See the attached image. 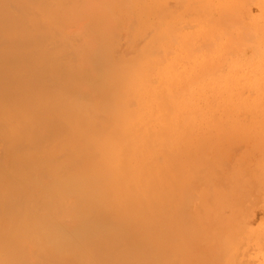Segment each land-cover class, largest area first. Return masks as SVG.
<instances>
[{"label": "bare ground", "instance_id": "bare-ground-1", "mask_svg": "<svg viewBox=\"0 0 264 264\" xmlns=\"http://www.w3.org/2000/svg\"><path fill=\"white\" fill-rule=\"evenodd\" d=\"M83 1L84 0H82V2ZM93 1L94 2L99 1V3H100L101 0H93ZM110 1H112V0H110ZM118 1H120V0H118ZM129 1L130 0H128V3H129ZM143 1H145V0H143ZM143 1H140V3ZM196 1L199 3V5H197V6H199V8H197L199 11L194 7L196 5H194V3H193V7H194L193 11L195 12L194 16H192V18H189V19L186 18L185 20H183V22L181 21L182 24L179 22L181 24L180 28H182V30H180V32H179V35L181 37H175L174 36L171 38V40H166V41H168V43H167L168 46H166L165 50H167L168 55L166 56L164 64L162 65V64H159L158 62H152L149 64L147 72L145 69V76L143 77V80L141 83V90L138 93V95L147 94V93L149 95L150 92L153 89H155L154 88L155 87L154 80L157 77L155 79H153V81H152V78H154L157 75V76H159V84H160L159 87H162L161 90L165 93L164 94H162V93L156 94L159 97L156 99V101H158V102L164 101V104L166 103L167 104L166 106H168V104L170 105V102L167 103L168 102L167 93H168V96H169L171 103H172V101H175L174 97H177L176 95H174L173 92H168V91L176 88L178 85H181V84L186 85L184 79L189 80L192 78L193 75L198 76L201 74L200 76L196 77V79L200 80L199 82H204V77H205L204 75H208L209 73H211V77L213 78V76H212V75H214L213 73L218 72L219 69L220 70L224 69L225 66L223 67V64H221L223 59L220 57L225 51H227V53H228V51H229L228 49L233 50L232 49L233 45L231 46L229 42H224L223 40L225 39L226 41H228L227 38L229 37L230 33L233 34L232 26L236 25L238 27V29H237V27L234 26V27H236L234 29L236 35L234 33V35L232 36L233 39L235 37V38L242 40V39H245L244 36H248V37L251 36L252 34L255 33V31H257L258 26H259L258 30L261 32L262 35H264V0H204L205 3L203 2V4H202L201 0H196ZM65 2L67 3V5L65 4L66 7L69 4H72V5L67 9V11L63 12L64 8H61V9H63L61 11L58 10L60 8V6L62 7V5ZM75 2L76 1H74V0H0V133L2 130L5 129L4 124H3L1 119L4 118L3 117L4 115H10L13 119V121H12V119L10 118L12 121V122L10 121L12 123L11 124L12 133L18 135L19 138H20V135H22V137L25 138V140H24L25 142L23 140L22 141L20 140V141H16L14 143V145H12L15 148L14 151L16 153H18V156H19L18 162L21 165V167L23 168L25 175H22L21 178L19 177L16 179L18 181V184H15L14 181H11V184L12 183L15 184V185L12 184L13 186H10L11 184H9V185L6 184V187L7 186L11 187V188L7 189V191L5 190V188H3L5 186V184H3L4 186H2V189H4V191H3L4 195L0 193L2 196L0 198V215H2V217H0V264H162V262L160 260L161 258H163V259L164 258H167V259L173 258L171 260V263L170 262L169 263L170 264H178L179 259L181 257L185 258L183 264H204V263L207 264L208 263L207 258L209 259L208 255L210 256V254L216 253V252H214L215 249H212L215 247V244L212 243L214 241L211 240L210 241L211 244H210V242L208 240H207L208 242L207 241H200L199 239L196 240V239H194L195 237L193 238V236L195 235L194 234L195 232L187 234L184 229L182 230L183 226L176 223L175 219H174V221L170 219L171 216H173V217L176 216V215L174 216L175 212L177 210H180L181 207H184V208L188 207L189 208L191 204L187 205V203L186 204L184 203L185 205L184 204L182 205V203L184 201H186L187 199L192 200V198L196 197V195H197L196 191H199V188H201L200 186L198 188L197 184L199 182L195 183L197 181L196 180L197 178L193 181L196 184V188L198 190H196L195 187H193V188L196 191L191 189L192 186H194V184L190 185L191 187H189V178L192 177L191 179H194L193 176H195V173H193L194 172L193 168H191L190 166H187L188 170H186L187 167L185 168V166L183 164V161H186V158L188 157L189 153H193V152H190L187 150V146L191 144L190 142H188V140H190V138H191V140H193L194 138L190 136L189 130H185V131L181 132V134L177 130H175L177 128V122L179 121L180 118L175 119V120H171V119L163 120V119L155 118L156 116L153 113V111L155 110V107L153 106V101L151 103L149 101L144 102L143 100H141V98H139V99L141 101V104H143L142 105L143 108H141V111H139V112H134V111H133V113L129 112L128 119L126 120L127 127H126L125 136L122 138L121 143H120L119 147L117 148V150H116V146H113V158H116V160H117V167L115 169L114 176H115L116 181H117L116 183L118 184V185L116 184L117 186H114V189L116 190V192L119 196V201L116 204V208H115V216L119 217L120 221L118 223L121 224V226H124L125 229L120 231V230H118V228H116V230L120 231V232H113L112 231L113 229H109L108 231H106L107 230L106 229V230H103L106 232H103L99 228V230L101 232L97 230L98 234L95 233V235L93 236L94 238L92 237V239L87 240L85 242L84 240L87 239L86 238L87 235L85 236V238L83 237L84 240H82V241L85 242L84 244L86 247L85 252H81V250H80L81 254H77V252H74L73 254H77V256H75V255L71 256L72 258L69 256V253H71V252H65V250H66L65 248L70 245L69 242H71V240L67 241L65 239L67 242L64 241L65 236L62 235V232H64V231H62L61 227H59L58 224L56 225L54 223V219H55V221L57 219L56 222H58L60 219L61 221L65 222L66 224L69 220H71V222L73 220L75 222L78 220L81 222L82 218L79 217V215H78V213H80V212L76 211V210L80 209V207L82 205H84V207H86L85 205L86 204L88 205V203L90 202L91 199H95L98 201L99 200L98 198L101 197L107 189L106 188V182H105L107 176L104 173V169L107 170V168L103 167L101 161H99V162L96 161L95 167L90 166V164L94 165V162H92V163L89 162V164H85L84 166L80 167L81 169L78 168L79 171H75V167L78 165L73 164L75 161H77L76 159L79 158V160H80V157L82 154H83L82 155L83 158H84V155H85V157H86V155H89V156L92 155L93 152L90 154V152H89L90 150H88V148L90 146H92V143L89 141L88 136L92 133H97V134H99L98 136H101L100 133L102 131H100V130L102 128H105V127H104L103 122L100 121V123H99V118L100 117H106V115L103 116L106 113L104 112V114L103 113L100 114V112H97V111L95 112L94 110L87 109L84 106L82 107V103H81V106L79 104L76 105V102L73 103L71 101V99H69L66 96V94H64V96H60L61 94L57 91L58 88L56 89V87H55L56 83H57V81H59V79H61L62 77H66L68 75L67 71L69 68L67 65L69 63H67V61L68 62H69V60L71 61V59L76 56L75 54L79 53L76 49H75L76 51L74 49L73 50L69 49L70 44L73 42L71 40L72 38L69 37V32H68V35L66 33L65 37L67 39L70 38L69 41H67V39L63 35V33L66 32V31L64 32L65 28H64V30L60 29V28H62L61 25L64 24V21H67L69 19L67 17L77 15L78 10H76L77 9L76 4L78 2H76V4H75ZM82 2L79 4L81 5ZM94 2H93V4L96 3V2L95 3ZM102 2L100 4L104 5V3H106L107 1L105 0L104 3H102ZM120 2H123V0ZM131 2H130V4H131ZM158 2H160V1H158ZM86 3L84 2V4H82V5H85ZM99 3H97V4H99ZM125 3L126 2H123L122 5H125ZM189 3H191V2H189ZM89 4L91 5V3H89ZM97 4H95V5L98 6ZM184 4L186 5V3H184ZM200 4H202V6H200ZM103 5H101V6H103ZM116 5H115V7H116ZM119 5H120V6H118L119 9L121 7H124V9L126 8L125 7L126 5L125 6H122L121 4H119ZM133 5H134V3H132V5H130V6H133ZM188 6H190V4ZM204 6L206 8H208L207 12H209V13H207V14H209V15H207V16L205 15L206 9ZM63 7H64V5H63ZM88 7H89V5L88 6H82L81 8H83V10H85L86 8L88 9ZM100 7H98L99 10L102 9V7L101 8ZM135 8H134V10H135ZM160 8H162V7H160ZM160 8H158V9H160ZM234 8L241 10V12H239V11L237 12L238 15H239V13H241L239 16H236L238 18L234 19V20L231 19L229 21L226 20V18H225V20H224L223 15L225 13H227V11H230ZM104 9L105 8H103L102 10H104ZM110 9H108V10H110ZM128 9L129 8H126L125 10H128ZM191 9L192 8H190V10ZM102 10H100V11L102 12ZM130 10H131V7H130L129 11ZM116 11H118V9ZM124 11L122 10L121 13ZM129 11H127V14H124V15H127V16L136 15V13L133 11V8H132V11L135 14L130 15V14H128ZM143 12H145V10ZM199 12H205V14H204L205 16L203 15V13H201V16H199L200 15ZM125 13H126V11H125ZM233 13H234V10H233V12L231 11V14H233ZM88 14H84V15L87 17ZM96 14H97V12H96ZM116 14H118V12ZM188 14H189L188 16H190V13H188ZM84 15L82 17H84ZM119 15L121 17L123 15V13L122 14L119 13ZM119 15H118V17H119ZM171 15H173V14H171ZM171 15H169V16H171ZM175 15H176V13H175ZM109 16H110V18H109ZM109 16H105L104 19L107 17L106 19L109 18L111 21L113 19L115 22V20H116L115 17H117V15L114 14L113 15V17L115 16L114 18L111 17V14ZM127 16H126V18H127ZM181 16H183V15H180V17ZM79 17H81V16H79ZM86 17L84 20H86ZM156 17L159 19L158 16H156ZM165 17L167 18V16H165ZM152 18H154V17H152ZM157 18H155V20ZM71 19H73V17H71ZM130 19L131 20L133 19L134 21L133 20L132 21L136 25L137 19L135 20L133 17L132 18L129 17L130 23L129 22L127 23L126 20L124 21V23L126 22V24H128L127 26L129 27V29L128 28L127 29L124 28V29L128 30L129 34L132 35V32L136 31V30H134L135 29L134 27H136V26L132 23V21ZM170 19H172V18H170ZM75 20H76V18H75ZM82 20H83V18H82ZM82 20L78 19L77 22L79 23ZM90 20H93V18L92 19L90 18ZM90 20L88 19L89 22H90ZM96 20H95V22L100 21V20H97V21ZM121 20H122V18H121ZM123 20H124V18H123ZM180 20L181 19H179V21ZM86 21L84 22V24L85 23L88 24V26H86V27H88L87 30H91L92 32H94L96 27H94L93 24H95V23L89 24ZM119 21H120V19H119ZM127 21H128V18H127ZM236 21L238 23L241 22L242 26L241 25L238 26L237 23H235ZM92 22H94V20ZM103 22H105V21H102V23ZM149 22H150V20H149ZM149 22H148V24H151ZM59 23L61 24L60 27H58V25H56ZM115 23L118 24V22H115ZM156 24H157V22L155 23V25ZM103 25H105V23ZM107 25H108V27H107ZM107 25H105L107 27V28L105 27V33H106V30H108V34H109V30H110L109 27H111V26H110V24H107ZM120 25H123V23ZM130 25H131V27H130ZM63 26H65V25H63ZM92 26H93L94 30L92 29ZM101 26L99 25V28ZM151 26L152 25H150V27ZM156 26H158V24ZM82 27L84 28L85 26L83 25ZM86 27L84 28L85 35L87 34L88 38H89V32L90 31L89 32L86 31ZM89 27H90V29H89ZM132 27H133V29H131ZM239 27H240V29H239ZM102 28L104 31V27H101V29ZM114 28H112V30H111L112 32L110 31V33L114 32V30H115ZM120 28H121V30H123L122 27H120ZM120 28H116L115 31L117 32V29L120 31ZM154 28L152 27V29H154ZM230 28H231V30H230ZM66 30H68V29H66ZM84 30L82 29L83 32H84ZM150 30H148V31L150 32ZM176 31H178V29ZM96 33H97V31H96ZM113 34L115 36V32ZM124 34L122 31V35H124ZM129 34L125 35V36L130 37ZM85 35H83V36L85 37ZM114 36H112L113 39L115 38ZM165 36L169 37V35L168 36L165 35ZM132 37H133V35H132ZM248 37H246V38H248ZM157 38H158V36H157ZM157 38H155V39H157ZM195 38L203 39L202 40L203 42H199V43L196 42V44H199V45L205 44L206 42H204V40H206V39H209L210 41L205 44V45H207L206 47L203 46L200 50L195 51L196 53L193 50V53H195V55H193L194 57H192V55L190 54V51H192V50L189 51L188 49H190V44H191L193 39L195 41ZM259 38L261 39L260 36H259ZM81 40H83V38H81ZM84 40H85V38H84ZM86 40H88V39H86ZM127 40H129V38ZM151 40H152V38H151ZM255 40H257V39H255ZM75 41H74V43L76 44ZM135 41L136 40H134V42ZM154 41H157V40H154ZM81 42H79V43H81ZM159 42H162V41H159ZM235 42L236 41H234V42L232 41V43H235ZM251 42H253V41H251ZM83 43H85V45L88 44L86 42H83ZM91 43H93V42H90V44L86 45V46H88V48H90L89 46L93 47ZM73 44H71L72 48L77 47L75 44L73 46ZM133 44H135V43H133ZM253 44H256V42L255 43L253 42ZM49 45H51L53 49L56 47H57V49H54V52H53L52 51L53 49ZM53 45H56V46H53ZM165 45H166V43H165ZM81 46H83V45H81ZM86 46H83V48L85 47V49H86L87 48ZM194 46H196V45L194 44ZM147 47L149 48V46H147ZM83 48H82V50H83ZM249 49H250V47H249ZM90 51H93L92 48L90 49ZM161 51H162V48L160 49V52ZM206 51H209L212 53L214 52L215 55L206 58V56L203 55V54H206V53H204ZM75 52H77V53H75ZM161 54H163V51ZM51 55L56 60H60L59 61L60 63L54 67L51 66V64L49 62V59L52 58V57H50ZM53 55H55V56H53ZM81 56H82V54H81ZM92 57L93 56H91L90 59ZM150 57H151V54H150ZM77 58H79V57H77ZM82 58H84V57H82ZM162 58H164V57H162ZM72 60H74V59H72ZM63 61H65L67 63V65ZM183 61H186V62L188 61L190 63L188 68H186V69L182 68L183 67V65H182ZM84 62L81 65L84 66L89 61L88 62L86 61L85 64H84ZM72 63H73V61H72ZM161 63H163V62H161ZM76 66H77V64H76ZM88 66H89V63H88ZM79 68H81V66ZM90 68H91V66H90ZM70 69H71V67H70ZM72 69H74L76 71L71 70L72 71L71 73H73V72L81 73L80 71H82V69H80V71L78 72L77 69H75L74 67H72ZM141 70H143V69H141ZM225 70H227V68ZM78 75H80V74H77L76 76H78ZM81 75H82V73H81ZM231 75L232 74H229L224 79L223 78L222 79H213V82H209V83L204 82L209 87L219 88V86H220V89L221 88L225 89L226 94L223 95V98H225L226 104H224V107L226 105V108H225L226 111H229V109L231 108L230 106H232V108H236L234 106L238 105V106H242L245 109V108H251L252 105H255V104H258V106H260L264 103V80L261 77L253 79V80L248 79V78H241L240 80L239 79L233 80L234 78H232ZM70 76H71V74L69 75V77ZM71 77H73V76H71ZM75 77H73L74 80H75ZM70 79H72V78H70ZM61 80H63V79H61ZM69 81H71V80H69ZM78 81H79V79H78ZM61 82L62 81H60V84H61ZM103 82L104 81L102 80V83ZM134 83H136V80H134L133 84ZM195 83H196V81H195ZM97 84H98V82H97ZM191 84H193V82ZM66 85H64V86H66ZM68 85H69V83H68ZM81 85H82V83H81ZM102 85L104 87L106 85V83L104 82V84H102ZM59 86H61V85H59ZM233 86H234V88H236L235 86H237L238 89L251 87L250 90L254 94H253V96H250V97H244L242 95L243 93L241 94L238 91H236L235 89H233ZM79 87H80V85H79ZM83 87H84V85H83ZM86 87H88V86H86ZM100 87H99V89L102 90L103 87L102 88H100ZM88 89H90V88H88ZM246 89H248V88H246ZM187 90H186V92H187ZM83 92H84V90H83ZM250 92H249V95L252 94V92L251 93ZM222 93H224V92L222 91ZM70 94H71V92H70ZM70 94H68V95H70ZM177 94H178V92H177ZM106 97H108V96H106ZM178 97H180V95ZM180 99L184 100L185 98H180ZM215 101L216 100H213V98H212V100L205 99V102L207 104H209V105L215 104L213 108L217 107V102H215ZM92 103H93V101H92ZM141 104H140V106H141ZM162 106H165V105H162ZM171 107L168 106L169 110H171ZM236 109H235V111H236ZM124 110L125 109L123 108V111ZM125 111L128 112L127 110H125ZM236 112H238V111H236ZM253 112H254L253 114H255V111H253ZM96 113L98 116L96 115ZM228 113L229 112H227V114H226L227 116L225 115L226 116L225 118H227L229 116ZM256 113H258V112H256ZM163 114L165 115V113H163ZM244 114L245 113H243V115ZM232 115L233 114H231V116ZM238 116H241V115L239 114ZM6 117H7V121H8L9 117L8 116H6ZM246 118H248V117H246ZM5 120H6V118H5ZM217 120H220V119L217 118ZM224 120H226V119H224ZM224 120H223V122H224ZM112 121L115 122V120H112ZM228 122H227V124H228ZM72 123L76 126V130H74L75 133L73 135H71V134L68 135L69 134L68 133L67 135H68V138H70L75 143L74 148L79 151L80 155L76 154L78 156V158L77 157H76V159L72 158V157H74L71 155L73 153H70V155L69 154L67 155L66 152H68V151H66V152L64 151L66 147L63 150L64 153H63V151L61 152L59 150H58L59 152H57V149H55L56 152H54L53 154H51V152L49 153V155H45L48 152H46L45 154L42 153L43 156L41 154H39L38 149L41 153V152H43V150L41 151V149H40V148H42V146L45 145V147H43V148L46 150V148H48V147H46V145L51 143L49 145V147H50L52 145V143H53L52 141L54 139L58 138L57 141H59L60 140L59 136H62L63 133L69 131L70 130L69 125H71ZM118 123H120V122H118ZM110 124L111 123L109 122V125ZM224 124L227 127V124L226 123H224ZM255 124L257 125L258 123H255ZM221 125H219V128L221 127ZM9 126H10V124H9ZM122 126H123V124H122ZM239 126H237V127H239ZM244 126L247 127V125H244ZM242 127L240 126V129ZM248 127H251V126H248ZM262 128L264 129V127H262ZM66 129H68V130L66 131ZM169 129L174 131L170 137H168L166 134V130L169 131ZM6 130H7V128H6ZM244 130L246 132V129H244ZM244 130L243 131L239 130V132H237V133L238 134L240 132L245 133ZM247 131H248V129H247ZM253 131H255V130H253ZM8 132L10 133V131H8ZM3 133H1V134H3ZM12 133H11V136H12ZM163 133L166 135H164ZM111 134H114L113 136L116 140V138H117L115 135L116 133H114L112 131ZM239 135L242 137L241 133ZM236 136H238V135L236 134ZM258 136H261V134ZM258 136H256V137H258ZM22 137H21V139H22ZM118 137H119V135H118ZM168 138H170L171 140H169ZM61 139L63 140V138H61ZM91 139H93V136ZM109 139H111V138H109ZM259 139H261V138L259 137ZM8 140H9V138H8ZM55 141L53 143V146L56 145ZM64 141H66V140L64 139ZM118 141H119V139L116 141V144ZM214 141H212V142H214ZM218 141L219 140H217V142ZM244 141H245V139H244ZM59 142H62V141H59ZM199 142H201V140ZM199 142L197 144H199ZM217 142L215 141V143H217ZM231 143H233V141H231ZM245 143H247V142H245ZM263 143H261V144H263ZM211 144L214 145V143H211ZM5 145H7V144H5ZM228 145H226V147ZM70 146H71V148H73L72 144ZM9 147L6 146L5 148H7L8 151H13ZM56 147L58 148L57 145L55 146V148ZM263 147H264V144L262 146V150L264 149ZM165 148H170V151L172 154H176V153L182 151V152H184L182 154L183 156H181V158H180V156H170V154L168 156H166L164 153ZM201 148L203 149V146ZM222 148L226 149L225 146H222ZM90 149H92V148H90ZM223 149L220 148L221 151ZM27 150H29L30 153H31V151L38 152L37 155L39 154L42 156V159H41V156H38L39 158H37L38 160H40V162H36L37 159L32 160V157H35L36 155L32 156L31 154H29L27 156L28 153L25 154L26 155L25 158L31 157V159L28 160L29 159L28 158L27 160H24L25 158H23L22 154H24L25 152H28ZM49 150L53 151L54 148L50 147L49 149H47V151H49ZM76 150H73V151L76 152ZM220 150H218V151H220ZM262 150H261V148L259 149V151H262ZM223 151H222V153H223ZM200 152H201V150H200ZM262 152H264V150ZM87 153H89V154H87ZM218 153H220V152H218ZM218 153H217V155H218ZM194 154L193 155L191 154V155L194 156ZM255 154H256V152H255ZM258 154H260V153H258ZM105 155H108V154H105ZM44 156H47V157H44ZM195 156H196V154H195ZM230 156H229V159H230ZM215 157L219 159V155L217 157L215 154ZM256 157H257V155H256ZM258 157H260V156L258 155ZM4 158H6V157H4ZM9 158H11V157H9ZM197 158H198V156H197ZM203 158H204V156L202 154L201 159L204 161ZM216 158H214V159H216ZM261 158H262V156H261ZM72 159H75V161ZM181 159H183V160H181ZM201 159H200V161H202ZM255 159H257V158H255ZM1 160H3V159L2 158L0 159L1 163H5V162H2ZM9 160H12V159H8L5 161H9ZM82 160H80V161L83 163L80 165L84 164V160L83 161ZM190 160H192V157L190 158ZM193 160H194V158H193ZM195 161H196V159H195ZM229 161H231V160H229ZM106 162H108V160ZM190 162H193V161H190ZM10 163H12L14 166V163H16V160H15V162L12 160ZM217 164H218V161H217ZM2 165H4V164H2ZM219 165H221V163ZM0 166H1V164H0ZM206 166L203 169H206ZM22 168H20L21 170L20 169H18V170L20 172H23ZM1 169L2 168H0V174H2ZM263 170H264V167H263ZM203 171L205 172V170H202L200 168L198 170V172L197 171H195V172L196 173H199V172L202 173ZM112 172H113V170H112ZM26 174H28V175H26ZM199 175L200 174H198V176ZM44 176L51 177V178H53V180H56V181L54 183H52V185L50 186V188L48 189V192L46 194H40V190L42 189V187L40 184L41 180H39V179L43 178ZM69 176H74V178H76L78 180V183H79L76 188H72L71 190H69V189L67 190L66 188L64 189V187H61V185H60L64 181V178L65 177L68 178ZM1 177H2V175H1ZM1 177H0V179H1ZM199 177L201 178L202 176L200 175ZM245 177H246V175H245ZM260 177H262V176H260ZM202 178H201V180H202ZM135 179L142 181L143 186L140 189H133L130 186V183L134 182L133 180H135ZM25 180H27L28 187L27 188H23V187L18 188V186ZM252 180H253V182L252 181L251 182L254 183L256 178H255V180L254 179H252ZM193 181L191 180V182H193ZM1 182H0V184H1ZM2 183H4V180ZM216 185H217V183H216ZM262 185H263V183L261 184V186ZM0 189H1V187H0ZM32 189H35L36 190L35 192L37 194L32 193L30 191ZM218 190H220V188H218ZM192 191H194V193ZM257 192H258V190H257ZM199 194H200V192L198 193L197 198L199 197ZM226 194H228V193H226ZM226 194H224V195H226ZM192 195H193V197H192ZM228 195H230V193ZM260 197L258 200L259 202H260L261 198H262L261 200L264 199V197H261V198ZM200 198H201V196H200ZM220 198H222V197H220ZM114 199L115 198L113 197V200ZM197 200L198 201H196V200L195 201L199 203V199H197ZM228 200H230L229 197L227 198V201ZM221 201H223V198ZM225 201H226V198H225ZM225 201L223 203H225ZM189 202L191 203L192 201H189ZM194 202L192 204H194ZM263 202H264V200H263ZM232 203H233V201H232ZM75 204H76V206H77V204L78 205L80 204V206H77L78 209H75V207H76ZM211 204H212V202H211ZM219 204H220V201H219ZM230 204H231V202H230ZM260 204L258 206H260ZM103 205H101V206H103ZM93 207H94V205L92 204V208ZM193 207L196 208L197 203L195 204V206L193 205ZM193 207L191 206V208H193ZM213 207H214V205H213ZM94 208L96 209V207H94ZM258 208H257V210H258ZM110 210H111V208H110ZM183 210H181L180 213H179V211H177V212L179 214H181V212ZM188 210L189 209H187V211ZM193 210L194 209H192V213L194 214ZM262 210L264 211L263 208H262ZM97 211H99L98 208H97L96 212ZM187 211H185V213ZM263 211H262V213H263ZM223 213H224V211H223ZM245 213H247V211ZM82 214H80V215L82 216ZM187 214H188V212H187ZM256 214H257L256 216L258 217V212ZM259 214H261V213H259ZM190 215H192V214H190ZM217 216H219V215H217ZM242 216H240V217L242 218ZM263 217H264V215H263ZM77 218H79V219L77 220ZM99 218H100V216H99ZM104 218H105V216H104ZM184 218H186V217H184ZM196 218L199 219L197 216H196ZM218 218H220V216ZM224 218H226V217H224ZM244 218H245V216H244ZM186 219H188V218H186ZM133 220L135 222L139 223V225L136 228L132 229V227L130 225H131V222H134ZM186 221H184V222H186ZM191 221H193V220H191ZM219 221H220V219H219ZM254 221H256V220H254ZM257 221H259V220H257ZM182 222H183V220L181 219V221L179 223H182ZM194 222L195 221H193V223ZM96 223H97V221H96ZM114 223H116V222H114ZM183 223H182V225H183ZM199 223H201L200 220H199ZM202 223H201V227H202L201 229L203 232L204 226H202ZM217 223H218V220H217ZM76 224H77V222H76ZM80 224L82 225V223H79V224H77V226ZM186 224H187V222H186ZM186 224H184V225H186ZM250 224H251V222H250ZM116 225H117V223L114 224V226H112V227H114V231H115ZM187 225L192 227L190 225V223ZM255 225H256V223H255ZM112 227H110V228H112ZM207 227H209V226H207ZM207 227H205V232H208L207 229L209 230V228L211 230V227H209V228H207ZM82 228H84V227H82ZM242 228H244V226H242ZM214 229L215 228H213V232H214ZM110 230L112 232H109ZM217 230H220V229H217ZM263 230H264V227H263ZM134 231H135V233H134ZM188 231L190 232L191 229ZM200 232L201 231L199 230V232H197V233L199 234ZM93 234L94 233H92V235ZM198 234H196V235H198ZM200 234H199V238L204 237L203 233H202V236ZM137 235H140L139 240L135 241V244H133V241H132V243H130L129 240L130 239L133 240ZM260 236L261 237H258V238L256 237L258 239L257 242L264 244V237H263V235H260ZM88 237H90V236H88ZM252 237H254L253 234H252ZM217 239H218V237H217ZM249 240L252 241L250 239V237H249ZM201 242H206V243H204L205 246H207L206 244L209 243L208 248L206 247L205 250L210 248L211 251H213V253L210 250H207V251L204 250V252H203L204 244H202ZM242 242L245 243V240H242V241L236 240L234 242V244L236 246H238L237 247L238 250L240 248L239 245H244ZM199 243H201L203 246L201 244L199 245ZM212 244H214V245H212ZM218 245H220V244H218ZM218 245H217V247H219ZM259 245L260 244H258V246ZM220 246H222V245H220ZM217 247H215V248H217ZM199 248H201V249H199ZM198 250H200L201 253H203V254L205 252H209V251L211 253H208V254L206 253L207 258H206V256L204 257L205 254L204 255L202 254L203 257L206 258V259H204L203 257H200L198 255V253H197ZM261 250L263 251L262 248H261ZM261 250H260V252H262ZM220 251H222V250H220ZM260 254H259V256H260ZM71 255H72V253H71ZM216 255H217V253H216ZM235 255L237 256V253ZM212 257H214V254L211 255V259H213ZM221 257H222V252H221ZM261 257L263 258V256H261ZM202 259H204V260H202ZM211 259H209V260H211ZM234 260L236 261L235 258H233V261ZM230 261H231V258H230ZM260 261H262L264 264L263 260L260 259ZM208 264H210V263H208ZM232 264H234V263H232Z\"/></svg>", "mask_w": 264, "mask_h": 264}, {"label": "rangeland", "instance_id": "rangeland-1", "mask_svg": "<svg viewBox=\"0 0 264 264\" xmlns=\"http://www.w3.org/2000/svg\"><path fill=\"white\" fill-rule=\"evenodd\" d=\"M74 1L78 2L77 4L75 2V4L77 5V9L76 10H78L77 11L78 12L77 15L76 16L67 17L69 19L67 21H64V24H62V25L60 23L56 24V25H58V27H60V25H61L62 28H60V29H62V30H64V28H65L64 32L65 31L66 32L63 33L64 37H65V34L67 33V35H68V32H69V37H71L72 38L71 40L73 41L72 43L70 42L71 44H73L74 41L76 40L75 41L76 44L75 43L74 44L77 47H75V48L73 47L72 48V45L70 44L69 49H72V50L76 49L79 53L80 52L81 53L80 54L78 53L79 55L75 54L76 56L74 58H72L75 61L72 60V59H71V61L69 60V62L67 61V63H69L70 65L69 64L67 65V63L65 61H63V62L66 63V65L69 68L68 71H67L68 75L66 76L67 78L66 77H62L61 78L64 81L59 79V81H57L55 87H56V89L58 88L57 91L61 94L60 96H64V94H66V96L69 99H71V101L73 103L76 102V105L79 104L81 106V103H82V107L84 106L87 109L94 110L95 112L96 111L100 112V114L101 113L104 114V112H105L106 114H104V115L102 114V115L103 116L106 115L107 118L106 117H100V118L98 117L99 118V123H100V121L103 122L105 128H102L100 130V131H102L100 133L101 136H98L99 134H97V133H92V134H90L88 136L89 141L92 143V146H90L88 148V150H90L89 151L90 154L93 152L92 155L94 157L92 155H90V156L86 155V157H85V155H84V158H83V156H82L83 154L81 155V157L79 156L80 160H82V159L84 160V164L83 165H80L83 162H81L79 160L78 156H77V155H80V154H79V151L74 148V144L75 143L70 138H68V135H70V134L73 135L75 133L74 130H76V126L73 123L71 125H69V127H70L69 131H67L68 129H66L67 132L63 133L62 136H59L60 137L59 141H62V142L57 141L58 138H56V139H54L52 141L53 143H54L55 140L57 141V142L55 141V144L58 146V148L57 147L55 148L56 145L54 144L55 146H53V143H52V145L50 147H53L54 150L53 151H50V150L47 151V149L50 148L49 145L51 143H49V144L46 145V147H48V148H46V150L43 148V147H45V145H44V146H42V148H40L41 151L43 150V152L40 153L39 149H38V152H39V154H41L43 156L42 153L45 154L46 152H48L45 155H49L50 152H51V154L56 152L55 149H57V152H59V151L62 152L65 147L66 148L68 147L69 149L65 148V150H64L65 152L66 151L69 152V153L66 152V154L70 155V153H73V154H71L72 156H74L72 158L76 159V157H77L78 159H76V160L77 161L79 160L77 162V161H75V159H72V160L75 161V162L73 161L74 162L73 164H77L78 165V166L75 167V171H79L78 168L84 166L85 164H89V162H91V163L94 162V165L90 164V166H94L95 167L96 161H98V162L101 161L103 167L107 168V170L104 169V173L107 176L106 177V181H105L107 189H106L105 193L101 197L98 198L99 199L98 201L95 200V199H91L90 202L88 203V205L87 204L85 205L86 207H84V205H82L80 207V209H78L77 206H80V204L79 205L77 204V206L75 204V206H76L75 209H78L76 211L80 212V213H78V215H79V217L82 218L81 222L78 220L79 218H77L78 221H76V222H77V224L82 223V225L80 224V225L77 226V224H76V222L74 220L72 221L73 223L71 222V220H69L67 222V224H66L65 222L61 221L60 219L58 221L59 223L56 222L57 219H56V221L54 219V223L56 225L58 224V226L61 227L62 231H64V232H62V235L65 236V238L62 236L64 238V241L67 242V241L71 240V242H69L70 245L68 244L69 246L65 248L66 250L64 249L65 252H71L72 255H71V253H69L70 257L74 256V255L77 256V254H81V252H85L86 247H85L84 243L87 240L92 239V237L95 235V233L98 234L97 230L100 231L99 228L102 231L106 230V229H107L106 231H108L109 229H113L112 230L113 232H120V231L125 229L124 226H121V224L118 223L120 221L119 217L115 216V208H116V204L119 201V196H118L116 190L114 189V186H117L118 184L116 183L117 181H116V178L114 176V172H115V169L117 167V160H116V158H113V146H116V150H117V148L119 147V145L121 143L122 138L125 136L126 127H127L126 120L128 119L129 112H132V113H133V111L134 112H139V111H141V108H143L142 107L143 104H141V101L139 99V98H141V100H143L144 102H148L149 101L151 103L153 101V106L155 107V110L153 111V113L156 116L155 118L163 119V120H167V119L168 120L169 119L175 120V119L180 118L179 121L177 122V128L175 130H177L180 134H181V132H183L185 130H189L190 136L194 138L193 140H191V138H190V140H188V142H190L191 144L187 146V150L190 151V152H193V153H189L188 157L186 158V161H183V164H184L185 168L187 166H190L191 168H193V171H194L193 173H195V176H193L194 179H191L192 177L189 178V187H191L190 185L194 184V186H192V188H191L192 190H194L193 187L196 188V184L195 183L199 182L197 184L198 188L200 186L202 189L199 188V191H196V190H198L196 188V190H194V191L197 192V193L195 192L197 194V195L195 194L196 197L192 198V200L187 199L186 201H184L182 203V205L184 203L185 204L187 203V205L191 204L189 208L185 206L187 209H189L188 211H187L186 208L181 207L179 205L181 207V209L177 210V211H179V213H180V211L184 209L182 211L184 214L182 212H181V214H179L176 211L175 214H174V216L176 215L175 216L176 218L171 216L170 219L173 220V221L175 219L176 223H178L181 226H183L182 230L184 229L187 234L195 232L194 233L195 235L193 236V238L195 237L194 239H196V240L199 239L200 241H207L208 240L209 242L212 240V241H214L212 243L215 244V247H217L218 244L222 245V246L218 245L221 249L219 247L212 248V249H215L214 252H216L217 255H216V253H213V251H211L210 248L207 249V250H210L214 254V257H212L213 259H211V255H213V254H210V256L208 255L209 259H211V260H209L207 258V256H206V253L207 254L211 253L210 251L209 252H205L204 253L205 255H204L203 253H201L200 250H198V252H197L198 255L200 257H203V255H204V257L206 256V258L208 260L207 262L210 263V264H212V263L213 264H232V263H234V264H251V263L252 264H260L261 263V264H263V262L260 261V259L264 261V244L263 243L262 244L258 243L257 242V240H258L257 238L261 237L260 235H263V237H264V233H263L264 232V230H263V227H264V217H263L264 214L263 213H264V211L262 210V208L264 209V202H263L264 199L261 200L262 199L261 197H264V195H263L264 194V170H263V167H264V165H263L264 164V152H262L264 150V149L262 150V146L264 144L263 143L264 142L263 141L264 140V138H263L264 137V131H263L264 129L262 128V127H264V103L262 105H260V106H258V104L252 105L251 108H245L246 110L242 106H238V105L234 106L233 105L237 109L236 108H232V106H230L231 108L229 107L230 108L229 111H226L225 110L226 105L224 107V104H226L225 103V98H223V95L226 94L225 89H222V88L220 89L219 85H218L219 88H213V87H209L208 85L205 84V83L213 82V79H222V78L224 79L229 74H232L231 77L234 78L233 80H236V79L240 80L241 78H248V79H252L253 80V79H256V78H259V77H261L264 80V41H263L264 40V35H262L261 32L258 30L259 26L257 28V31H255V33L252 34L253 36L252 35L249 36V37L248 36H244V38L248 42L245 39L240 40V39L235 38V37L233 39L232 36L235 33L234 29L237 26L236 25H234L236 27L232 26L233 34L230 33L229 37L227 38L228 41H226L225 39L223 40L224 42H229L231 46L233 45V47H232L233 50L228 49L229 50L228 53H227V51H225L220 57V58L223 59L221 64H223V67L225 66L224 69L223 70L219 69L218 72L213 73L214 74V75H212L213 78L211 77V73H209L210 75L209 74L208 75H204L205 77L202 75L204 77V82L205 83L204 82H199L200 80L196 79V77L200 76L201 74L198 75V76H196V75L192 76L191 75L192 76L191 79H189V80H185L184 79L186 85L181 84V85H178L176 88H174L172 90H169L168 92H173L174 95L177 96V97H174L175 101H172V103H171V101L169 99V96H168V93H167V98H168V102L167 103L170 102V105L172 106L171 107L168 104V106L171 107V110H169L168 106H166L167 104L166 103L164 104V101H161V102L156 101V99L159 98L156 94H160V93L164 94L165 93V92H163L161 90L162 87H159V85H160L159 84V76L156 75L154 78H152V81H153V79H155L157 77L154 80V85H155L154 88L155 89H153L150 92L149 95H148V93L147 94L138 95V93L141 90V83H142L143 77L145 76V69H146V72H147L148 66L152 62H158L159 64H162V65L164 64L166 56L168 55L167 54V50H165L166 46H168L167 45L168 41H166V40H171V38L174 37V36L175 37H181L179 35V32H180V30H182V28H180V27H181V24H182L183 20H185L186 18L187 19L192 18V16H194L195 12L193 11V9H194V7L196 9L199 8V6H197V5H199V3L196 0H194V1L193 0H188V1L187 0H167V1L166 0H145V1H143V0H130L129 3H128V0H123V2H126L125 3L126 6H125V5H122L123 2H120L122 0H120V1H118V0H112V1L106 0L107 1L106 3H104L105 0H101L100 3L103 1L102 3H104V5L100 4L99 1L98 2L95 1L96 2L95 3L93 0H89V1L88 0H84L83 2H82V0H80L82 2V4H84V2L85 3L87 2L86 3L87 5L86 4L85 5H82V4L80 5L79 3H81V2L79 0L78 1L74 0ZM140 1H143V2L140 3ZM158 1H160V2H158ZM93 2L95 4L99 3L100 5L97 4L98 6H96L95 4H93ZM130 2H131V4H130ZM189 2H191V3H189ZM201 2L203 4L204 0H201ZM89 3H91V5ZM132 3H134V5L130 6V5H132ZM184 3H186V5ZM193 3L196 6L193 7ZM65 4L67 5V3L65 2L63 4L64 7L61 4L62 7L60 6V8L58 10L61 11V10H63L61 8H64L63 12L67 11V9L72 5V4H69L66 7ZM119 4H121L122 6H125L126 8H129V9L131 7V10L130 11H129V9L125 10L126 8L124 9V7H121L119 9V7H118V6H120ZM189 4H190V6H188ZM202 4H200V6H202ZM88 5H89L88 9L86 8L85 10H83V8H81L82 6H88ZM101 5H103L104 7L101 6ZM115 5H116V7H115ZM100 6L102 7V9L105 8L104 10L100 9V10H102V12L98 8ZM160 7H162V8H160ZM189 7L192 8V9L190 10ZM132 8H133V11L136 13V15H131V14H135V13H133ZM134 8H135V10H134ZM158 8H160V9H158ZM108 9H110V10H108ZM117 9H118V11H116ZM121 9L123 11L124 10L126 11V13H125V11L122 12L123 15L127 14V11H129L128 14H130L131 16H127V15L123 16L122 15L120 17L119 13L122 14L121 13V11H122ZM205 9H206V11H205L206 14H205V12H199V14H200L199 16H201V13H203V15L205 14L206 16L209 15V14H207V13H209V12H207L208 8L205 7ZM236 9L237 8H234V9H232L230 11H227V13H225L223 15V19L225 20V18H226V20H228V21L231 20V19L232 20L237 19L238 17H236V16H239L241 14V13H239V15H238L237 12L238 11L241 12V10H239V9L236 10ZM144 10H145V12L146 11L147 12L146 13L143 12ZM233 10H234V13H235V14L234 13L233 14L235 16L233 14H231V11L233 12ZM96 12H97V14H96ZM117 12H118V14H116ZM175 13H176V15H175ZM188 13H190V16H188L189 15ZM84 14H88V16L86 17ZM110 14H111L112 18L115 17V16L113 17L114 14L117 15V17H115V19L117 21L115 20V22H118V24H116L112 18H111L112 21L109 19L110 18V16H109ZM171 14H173V15H171ZM78 15L81 16V17L84 15V17H82V18L84 20L85 17H86L87 21L86 20L83 21L82 18L79 17ZM118 15H119V17H118ZM164 15L167 16V18ZM169 15H171L172 17L169 16ZM180 15H183L184 17L183 16L180 17ZM105 16H109V18L106 19L107 18L106 17L104 19ZM126 16L128 18V21H127ZM156 16H158L160 20ZM168 16L170 18H172V19H170ZM71 17H73V19H71ZM129 17L130 18L133 17L135 20L137 19L136 21L139 23L138 24L136 22V25H135V23L133 22L134 20L132 19L133 20L132 21L130 19L132 21V23L136 26V27H134L135 28L134 30H136V31H134V32L131 31L133 37H132V35L129 34V31L126 30L127 28L129 29V27L127 26L128 24H126V22L127 23L129 22ZM152 17H154V18H152ZM75 18H76V20H75ZM90 18L91 19L93 18L94 22H92L93 20H90ZM95 18L97 20H100V21H97ZM121 18H122V20H121ZM123 18H124V20H123ZM155 18H157L158 20L157 19L155 20ZM78 19H81L82 21H80L78 23L77 22ZM88 19L90 20V22L88 21ZM119 19H120V21H119ZM179 19H181V20L179 21ZM95 20L97 22H95ZM125 20H126V22L124 23ZM149 20H150V22H149ZM85 21L88 22L89 24L95 23L96 25L93 24V26L96 27L95 30L97 31V33L93 29V26H92V29L94 30V32H92L91 30H87L88 27H86V26H88V24L85 23L86 24L85 25L84 24ZM102 21H105V22L102 23ZM155 21L157 22L158 26H156L157 24L155 25V23H156ZM148 22L151 23V24H148ZM104 23H105V25L110 24V26L112 28L115 27L114 28L115 30H116V28H120V27H122L123 30H121V28H120V31L117 29V32H116L113 29L114 32H115V36H114V34H113L114 32L110 33L112 28L109 27V29H110L109 30V34H108V30H106V33H105V27L106 26L103 25ZM122 23H123V25H120ZM235 23H237L238 26L241 25V22L238 23L236 21ZM63 25H65V26H63ZM83 25L86 27V31H88V32L90 31L89 32V38H88L87 34H86L87 36L85 35V30H84L85 27L83 28L82 27ZM99 25L100 26L102 25L101 27H104V31H103V28L102 29H101V27L99 28ZM150 25H152V26L150 27ZM90 27H89V29H90ZM107 27H108V25H107ZM130 27H131V25H130ZM152 27L153 28L155 27V28L152 29ZM124 28H126V29H124ZM66 29H68V30H66ZM82 29L84 30V32L82 31ZM131 29H133V27ZM147 29L148 30L151 29L150 32ZM175 29L176 30L178 29V31H176ZM237 29H238V27H237ZM239 29H240V27H239ZM230 30H231V28H230ZM122 31H123V34L125 33L124 35H122ZM128 34L130 35V37L125 36V35H128ZM83 35H85V37ZM165 35H167V36L169 35V37H166ZM235 35H236V33H235ZM112 36H114L115 38L113 39ZM157 36H158V38H157ZM259 36L261 37V39L259 38ZM246 37H248V38H246ZM81 38H83V40L85 38V40L83 41V40H81ZM128 38H129V40H127ZM151 38H152V40H151ZM155 38H157V39H155ZM69 39H67V41H69ZM86 39H88L90 42H93V43H91L93 47L89 46L90 48H88V46H86V45L90 44V42L88 40H86ZM255 39H257L258 41L255 40ZM134 40H136V41L134 42ZM154 40H157V41H154ZM202 40L203 39H201V38H198V39L195 38V41H194V39L192 40V42L190 44V49H188L189 51L192 50V51H190V54L192 55V57H194L193 55H195V53H196L195 51L200 50L203 46L206 47L207 45H205V44L210 41L209 39H206V40H204V42H206L205 44H202V45L196 44V42H198V43L199 42H203ZM250 40L253 41L254 43L256 42V44H253V42H251ZM159 41H162V42H159ZM232 41L233 42L236 41V42L232 43ZM79 42H81L82 44L79 43ZM83 42H86L88 44L85 45V43H83ZM132 42L135 43V44H133ZM165 43H166V45H165ZM74 44H73V46H74ZM80 44L83 45V46H86L87 50L85 49V47L83 48V46H81ZM194 44L196 46H194ZM51 45H49V46H51ZM56 45H53V46H56ZM147 46H149V48ZM249 47H250V49H249ZM51 48H52V46H51ZM82 48H83V50H82ZM91 48H92L93 51H90ZM161 48H162L163 54H161L162 51L160 52ZM54 49H57V47L54 48ZM54 49L52 50L53 52H54ZM193 50H194L195 53H193ZM208 52L209 51H206V52H204L206 54H203L204 56H206V58L215 55L214 52L213 53L212 52L208 53ZM75 53H77V52H75ZM81 54H82V56H81ZM150 54H151V57H150ZM53 56H55V55H53ZM91 56H93V57L90 59ZM50 57H52V55ZM77 57H79V58H77ZM82 57H84V58H82ZM162 57H164V58H162ZM59 61L60 60H56L53 57L49 59V62L51 64V66H53V67L56 66L57 64H59L60 63ZM72 61H73V63H72ZM86 61L87 62L89 61L88 62L89 66H88V63H86ZM83 62H84V64L86 63L85 64L86 66L85 65L84 66L81 65V64H83ZM161 62H163V63H161ZM76 64H77V66H76ZM182 65H183L182 68L186 69V68L189 67L190 63L188 61L187 62L183 61ZM80 66H81V68H79ZM90 66H91V68H90ZM70 67H71V69H70ZM72 67L77 69L78 72L80 71V69H82V71H80L82 73V75H81V73H76V72L71 73L72 71H76V70L72 69ZM140 68L143 69V70H141ZM226 68H227V70H225ZM70 74L73 77H75L77 74H80L81 76L80 75L76 76L77 78L75 77V80L76 79L77 80L75 81L73 77H71V76L69 77ZM70 78H72V79H70ZM78 79L82 83V85L78 81ZM69 80H71V81H69ZM102 80L106 83V85L104 87L102 85V84H104V82L102 83ZM134 80H136V83L133 84ZM60 81H62L61 84H60ZM195 81H196V83H195ZM97 82H98V84H97ZM192 82H193V84H191ZM68 83H69V85H68ZM63 84L64 85L67 84V85L64 86ZM59 85H61V86H59ZM79 85H80L81 88L79 87ZM83 85H84V87H83ZM86 86H88V87H86ZM99 87L100 88L103 87L102 90H100ZM235 87L236 88H234V86H233V89H235L236 91H238L241 94L243 93L242 95L244 97H250V96H253V94H254L250 90L251 87H246L248 89H246V88H239L238 89L237 86H235ZM88 88H90V89H88ZM83 90H84V92H83ZM186 90H187V92H186ZM249 90L252 92V94H250V95H249V92H250ZM222 91L224 93H222ZM70 92H71V94H70ZM177 92H178V94H177ZM67 93L70 94V95H68ZM179 95H180V97H178ZM106 96H108V97H106ZM180 98H185V99L182 100ZM212 98H213V100H216L215 102H217V107L216 108H213L215 104L209 105V104H207L205 102V99L212 100ZM92 101H93V103H92ZM140 104H141V106H140ZM162 105H165V106H162ZM123 108L125 110H127L128 112H126L125 110L123 111ZM235 109L239 113L236 112ZM253 111H255V114H253L254 113ZM227 112H229L228 113L229 116L227 118H225L227 116L226 115ZM256 112H258V113H256ZM163 113H165V115ZM243 113H245V114L243 115ZM231 114H233V115L231 116ZM239 114L241 116H238ZM96 115H97V113H96ZM6 116L9 117L8 121H7V117ZM3 117L4 118H2L1 120H2V122L4 124V128L5 129L1 131V133L4 132L3 133L4 135L0 133V159L2 158L4 161L3 160H1V161L5 162V163H1L0 162V164L2 166V167L0 166V168H2L1 169L2 174H0V177L2 175V177H1L2 180L0 179V182L1 181L3 182V180H4V183L1 182V184H0V187H1V189H0L1 192L0 193L1 194L4 193L3 192L4 189H2V186H4L3 184H5V186L3 188H5V190L7 191V189H9L11 187H9V186L6 187V184H8V185L11 184V181H14L15 184H18V181L16 179L19 178V177L21 178L22 175H25V172H24L23 168L21 167V165L18 162V158H19L18 153H16L14 151L15 148H14V146H12V145H14V143L16 141H20V140L24 141L25 138H23L22 135H20V138H19L18 135L12 133V128H11V124L12 123L11 122L13 121V119H12V117L10 115H4ZM246 117H248V118H246ZM5 118H6V120H5ZM10 118L12 119V121H11ZM217 118L220 119V120H217ZM224 119H226V120H224ZM112 120H115V122L112 121ZM223 120H224V122H223ZM109 122L111 123L110 125H109ZM118 122H120V123H118ZM227 122H228V124H227ZM224 123L227 124V127H226V125ZM255 123H258V124L256 125ZM9 124H10V126H9ZM122 124H123V126H122ZM219 125H221V127H220L221 129L219 128ZM239 125L241 127L243 126L242 127L243 129L242 128L240 129ZM244 125H247V127L248 126H251V127L247 128ZM237 126H239V127H237ZM6 128H7L8 131H10V133L6 130ZM238 129L241 130V131L246 129V132L244 130L245 133L240 132L242 134V137L239 135L240 133L239 134L237 133V132H239ZM247 129H248V131H247ZM253 130H255L256 132L253 131ZM112 131L114 133H116L115 134L116 137H117L116 140H115V138L113 136L114 134H111ZM173 132L174 131L170 130V129H169V131L166 130V134H167L168 137H170L173 134ZM11 133H12V136H11ZM166 134H164V135H166ZM236 134L238 136H236ZM260 134H261V136H258ZM118 135H119V137H118ZM4 136L5 137L7 136V137L5 138ZM92 136H93V139H91ZM256 136H258V137H256ZM21 137H22V139H21ZM259 137L261 139L262 138L263 139L261 140V139H259ZM8 138H9V140H8ZM61 138H63V140ZM109 138H111V139H109ZM64 139L66 141H64ZM118 139H119V141L116 144V141ZM168 139L171 140L170 138H168ZM199 139L201 140V142H199L200 141ZM244 139H245V141H244ZM214 140L216 142H217V140H219L218 141L219 143L218 142L215 143ZM212 141H214V142H212ZM231 141H233V143H231ZM198 142H199V144H197ZM245 142H247V143H245ZM211 143H214V145H212ZM261 143H263V144H261ZM5 144H7V145H5ZM71 144H72L73 148H71V146H70ZM201 145L203 146V149L201 148L202 147ZM226 145H228L227 146L228 148L226 147ZM6 146L7 147L10 146L9 148L12 149L13 151H8V149L5 148ZM222 146H225L226 149H223ZM90 148H92V149H90ZM220 148L224 150V151L222 150L223 153L220 150ZM260 148H261L262 151H259ZM73 150H76L77 153L75 151H73ZM200 150H201V152H200ZM218 150H220V151H218ZM27 151L28 152L24 151L25 153L22 154L23 158H25V156H26L25 154H27V153H28L27 156L29 154H31L32 156L36 155L35 157H32V160L39 158L38 156H41L39 154L37 155L38 152L31 151V153H30L29 150H27ZM64 151H63V153H64ZM204 152L205 153L207 152V153L205 154ZM218 152H220L221 154L218 153ZM255 152H256V154H255ZM164 153H165L166 156H168L170 154V156H180V158H181V156H183L182 154L184 152L181 151V152H178L176 154H172L171 151H170V148H165L164 149ZM194 153L196 154V156H195ZM217 153L219 155V159L215 157V154L218 157ZM258 153H260V154H258ZM87 154H89V153H87ZM105 154H108V155H105ZM191 154L192 155L194 154V156H192ZM202 154L204 156V158H203L204 161L201 159L202 158ZM2 155L4 157H6L7 159L4 158ZM256 155H257V157H256ZM258 155L260 157H258ZM42 156H41V159H42ZM197 156H198V158H197ZM229 156H230V159H229ZM261 156H262V158H261ZM9 157H11V158H9ZM44 157H47V156H44ZM191 157H192V160H190ZM28 158L29 157L25 158L24 160H27ZM193 158H194V160H193ZM214 158H216V159H214ZM255 158H257V159H255ZM8 159H12L14 162L16 160V163H14V166H13L12 163H10L12 160L5 161V160H8ZM30 159H31V157L28 160H30ZM195 159H196V161H195ZM200 159L202 161H200ZM37 160H36V162H40V160H38V161ZM107 160H108V162H106ZM181 160H183V159H181ZM229 160H231V161H229ZM190 161H193V162H190ZM217 161H218V164H217ZM220 163H221V165H219ZM242 163L243 164L245 163V164L243 165ZM2 164H4V165H2ZM205 166H206V169H203V168H205ZM20 168H22L23 172H20L18 170ZM200 168L202 170H205V172L203 171L204 173L203 172L200 173L201 172L200 171L199 173H196L195 171L198 172V170ZM112 170H113V172H112ZM186 170H188V167L186 168ZM28 174H26V175H28ZM198 174H200L203 177V178L201 177L202 180L199 177L200 175L198 176ZM245 175H246V177H245ZM260 176H262V177H260ZM255 178H256L257 181L255 180ZM195 179L197 181L194 183L193 180H195ZM252 179L255 180L254 183H252L253 182ZM39 180H41L40 184H41V187H42V189L40 190V194H46L48 192V189L52 185V183H54L56 181V180H53V178L48 177V176H44L43 178H40ZM191 180L193 182H191ZM133 181L134 182L130 183V186L133 189H140L143 186L142 181H139V180H136V179L133 180ZM261 182L263 183L262 186H261V184H262ZM14 183H12V184H14ZM216 183H217V185H216ZM12 184L10 186H13ZM78 184H79L78 180L76 178H74V176H69L68 178L65 177L64 181L60 185H61V187H64V189L66 188L67 190L68 189L71 190L72 188H76ZM20 187L21 188L22 187L23 188H27L28 187L27 180L23 181L18 186V188H20ZM218 188H220V190H218ZM257 190H258V192H257ZM30 191L32 193L37 194L35 192L36 191L35 189H32ZM194 191H192V192L194 193ZM199 192H200V194H199V197L197 198ZM223 193L224 194H226V193L229 194L230 193V195H228V194L224 195ZM1 194H0V198L2 197ZM200 196H201L202 199L200 198ZM113 197L116 199V200L114 199L115 201L113 200ZM192 197H193V195H192ZM220 197L223 198V201H221L222 198H220ZM228 197H229L230 200L227 201ZM259 197L261 198L260 202L258 201ZM225 198H226V201H225ZM197 199H199V203L196 202V201H198ZM189 201H192V202L190 203ZM219 201H220V204H219ZM224 201H225V203H223ZM229 201L231 202V204H230ZM232 201H233V203H232ZM193 202H194V204H192ZM211 202L214 205V207L211 204ZM196 203H197V207L194 208L193 205L195 206ZM92 204L94 205V207H96V209L94 207L92 208ZM259 204H260V206H258ZM101 205H103V206H101ZM191 206L193 208H191ZM97 208L99 209V211L96 212ZM110 208H111V210H110ZM257 208H258L259 211L257 210ZM192 209H194L193 210L194 214L192 213ZM185 211H187L188 214H187V212L185 213ZM223 211H224V213H223ZM246 211H247V213H245ZM262 211H263V213H262ZM257 212H258V217L256 216ZM259 213H261V214H259ZM80 214H82L83 217ZM190 214H192L193 216L190 215ZM217 215H219L220 218H218L219 216H217ZM99 216H100V218H99ZM104 216H105V218H104ZM196 216L199 219H197ZM240 216H242V218ZM244 216H245V218H244ZM0 217H2V215H0ZM184 217H186L188 219H186ZM224 217H226L227 219L224 218ZM181 219L183 220V222L187 220L186 221L187 224L190 223V225L192 227L188 226L186 224V222H184V223L182 222L183 225H182V223H179L181 221ZM216 219L218 220V223H217ZM219 219H220V221H219ZM191 220H193L195 222L193 223V221H191ZM199 220L201 221V223L203 222L202 223V226H204L203 227V232H202V229H201L202 227H201V223H199ZM254 220H256V221H254ZM257 220H259V221H257ZM96 221H97L98 224L96 223ZM249 221L251 222V224H250ZM114 222L117 223V225L115 226V231H114V227H112V226H114V224H116ZM254 222L256 223V225H255ZM184 224H186L188 227L186 225H184ZM138 225H139V223L134 221V222H131L130 226L133 229V228H136ZM207 226L211 227V230ZM242 226H244V228H242ZM82 227H84V228H82ZM110 227H112V228H110ZM205 227L209 228V230L206 228L208 232H205ZM116 228H118V230H120V231H117ZM189 228L191 229L190 232L188 231V230H190ZM213 228L216 229V230L214 229V232H213ZM217 229H220V230H217ZM199 230L201 231L200 232L201 234L200 233L199 234L202 236V233H203L204 237L199 238V234L197 233V232H199ZM106 231H103V232H106ZM112 231L110 230L109 232H112ZM92 233H94V234L92 235ZM134 233H135V231H134ZM251 233L253 234L254 237H252ZM196 234H198V235H196ZM86 235H87V237H86L87 239L84 240ZM88 236H90V237H88ZM139 236L140 235H137L133 240L130 239L129 240L130 243H132V241H133V244H135V241L139 240ZM217 237H218V239H217ZM249 237H250V239L252 241L249 240ZM82 240H84L85 242L82 241ZM236 240H241V241L245 240V243L242 242L244 245H239V247H240L239 250L240 251L237 248L238 246H236L234 244V242ZM201 243L204 244L206 242H201ZM201 243H199V245ZM257 243L260 244V245L258 246ZM210 244H211V242H210ZM214 244H212V245H214ZM206 245L207 246H205V244H204L203 252L206 249V247L208 248L209 243L206 244ZM261 248L263 249V251L261 250ZM199 249H201V248H199ZM219 249L222 250V251H220ZM80 250H81V252H80ZM207 250H205V251H207ZM260 250L262 252H260ZM74 252H77V254H73ZM221 252H222V257H221ZM236 253H237V256L235 255ZM259 254H260V256H259ZM261 256H263V258ZM206 258H204V259H206ZM230 258H231V261H230ZM233 258H235L236 261L235 260L233 261ZM172 259H167V258L163 259V258H161L160 260H161L162 264H170ZM204 259H202V260H204ZM184 260H185V258L181 257L179 259V263L178 264H183Z\"/></svg>", "mask_w": 264, "mask_h": 264}]
</instances>
